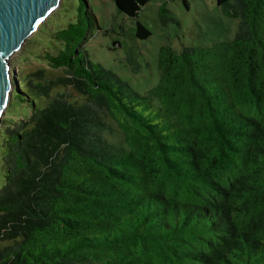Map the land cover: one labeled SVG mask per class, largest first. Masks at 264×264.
I'll list each match as a JSON object with an SVG mask.
<instances>
[{
	"label": "trees",
	"instance_id": "obj_1",
	"mask_svg": "<svg viewBox=\"0 0 264 264\" xmlns=\"http://www.w3.org/2000/svg\"><path fill=\"white\" fill-rule=\"evenodd\" d=\"M149 1L113 0L131 18ZM214 1L234 38L165 42L145 94L90 60L82 1L46 53L64 74L16 73L31 114L0 126V264H264V0Z\"/></svg>",
	"mask_w": 264,
	"mask_h": 264
},
{
	"label": "rangeland",
	"instance_id": "obj_2",
	"mask_svg": "<svg viewBox=\"0 0 264 264\" xmlns=\"http://www.w3.org/2000/svg\"><path fill=\"white\" fill-rule=\"evenodd\" d=\"M81 1L85 3V12L91 11L97 21V27L92 22L87 26L82 48L87 51L91 61L101 63L142 94L147 93L158 81V52L165 42L179 50L182 46H208L228 41L234 38L239 22V19L222 13L214 0H186L187 7L183 0L168 1V14L172 19L165 23L159 16L158 0L145 4L136 18L119 12L113 0H60L57 7L11 55L15 76L18 72L33 75L40 71L44 77L54 79L64 74L62 68L49 66L46 53L54 55L61 47V43L53 37L54 33L75 20L76 7ZM135 20L150 30L148 38L136 36ZM129 57L132 58L131 63ZM57 92H66L74 102H81L84 98L70 86L54 88L52 96ZM13 93L15 89L12 83L10 99L0 115V126L31 114L29 107L25 108L11 100ZM43 102H47V99L44 98ZM106 120L115 129L108 139L116 144H124L123 135L115 122L108 117ZM3 183L0 172V188Z\"/></svg>",
	"mask_w": 264,
	"mask_h": 264
},
{
	"label": "water",
	"instance_id": "obj_3",
	"mask_svg": "<svg viewBox=\"0 0 264 264\" xmlns=\"http://www.w3.org/2000/svg\"><path fill=\"white\" fill-rule=\"evenodd\" d=\"M60 0H0V115L8 103L15 78L10 61Z\"/></svg>",
	"mask_w": 264,
	"mask_h": 264
}]
</instances>
